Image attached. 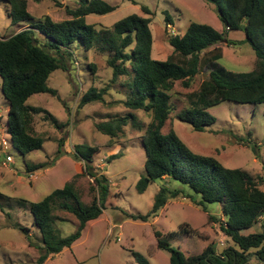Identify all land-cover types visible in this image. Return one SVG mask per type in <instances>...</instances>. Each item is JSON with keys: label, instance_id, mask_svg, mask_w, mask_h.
<instances>
[{"label": "rangeland", "instance_id": "374dc122", "mask_svg": "<svg viewBox=\"0 0 264 264\" xmlns=\"http://www.w3.org/2000/svg\"><path fill=\"white\" fill-rule=\"evenodd\" d=\"M28 11L33 19L28 23L11 25L9 5L0 2V39H7L43 21L49 16L55 22L71 19L68 9L75 10L80 0H26ZM116 10L107 15H89L88 24L97 30L110 28L119 20L138 15L151 19L153 35V58L165 61L173 50L169 37L184 34L191 23L208 24L223 31L216 7L206 0H102ZM143 7L150 10L144 12ZM166 13L173 21L168 25ZM40 42L45 37L37 34ZM227 42L218 45L222 58L218 64L235 73H251L255 70L256 55L245 40L243 31H232ZM209 49L207 52L213 50ZM72 51L73 60H68V71L58 70L52 74L48 85L57 91V96L38 94L32 96L26 105L42 109L31 122L32 131L44 138L43 148L27 155L21 154L13 145L7 130L9 104L2 92L0 78V143L6 141L8 148H0V264H36L41 255L39 246L43 237L34 224L30 211L31 203L41 202L56 189L66 183H73L84 204L90 205L98 196L91 178L84 174L83 162L75 160L73 154L78 145L98 148L93 155V168L104 175L110 183V195L103 215L87 224L83 236L70 249L51 256L44 264H138L134 253L145 257L150 264H170L169 253L158 249L156 233L172 248L185 254H201L210 244L217 253L234 247V243L221 231L225 218L221 214V204H206V211L199 205L201 197L185 187V193L171 198L157 219L148 222L134 221L130 215H146L154 204L155 195L162 186L171 189L184 187L169 179L151 183L145 193L136 189L139 179L145 174L146 153L142 137L151 115L133 111L125 105L129 97L127 78L113 81V71L107 60L111 52L93 49L86 52L80 42ZM94 67V71L90 68ZM208 71L201 68L191 87L185 88L176 82L169 93L173 111L163 128V134L174 130L181 140L196 154L214 157L228 169H240L254 178L262 177L261 189L264 191V105H240L222 102L208 111L216 123L204 132H195L191 125L181 122L177 115L185 109L202 105L201 84L207 80ZM91 88L98 91L108 89L103 102L85 107L80 106L83 95ZM131 93V92H130ZM196 96V97H193ZM129 113L138 116L143 123L142 131L130 125L124 134L115 140L98 132L96 126ZM54 117L57 124L54 123ZM63 144L64 156L53 162L59 145ZM118 158L109 161L113 155ZM7 156L13 162L7 161ZM53 164L47 170L28 172L27 166ZM57 226L63 236H68L78 226L77 219L70 213L57 208L54 212ZM215 217L217 220H211ZM189 234L180 233V229ZM24 229L27 231L24 232ZM178 232L174 238H169ZM261 232L258 224L243 232L244 235ZM28 235H27V234ZM32 244V246L30 245ZM250 253H255L251 250ZM248 264H264L256 256L250 257Z\"/></svg>", "mask_w": 264, "mask_h": 264}, {"label": "trees", "instance_id": "16d2710c", "mask_svg": "<svg viewBox=\"0 0 264 264\" xmlns=\"http://www.w3.org/2000/svg\"><path fill=\"white\" fill-rule=\"evenodd\" d=\"M1 1L9 5L12 26L33 19L26 0ZM206 1L216 7L223 31L219 32L208 24L191 23L184 34L169 37L173 52L165 61L153 58L150 18L130 15L104 30H97L95 25L88 24L86 18L89 15L103 16L116 10V7L102 0H80L79 7L68 9L72 17L69 20L55 22L46 16L43 21L30 25L14 36L0 39V78L3 95L9 104L7 130L13 145L21 154L27 155L42 149L44 138L35 134L30 125L33 116L44 111L26 105L27 101L38 94L57 96V91L48 85L49 79L58 70L68 71L67 62L73 60L72 48L77 42L82 44L86 52L93 49L111 52L107 64L113 71V81L127 78L125 84L131 92L125 105L130 110L151 115V122L142 137L146 161L145 174L136 185L138 193H145L151 183L166 178L170 183L176 181L184 186L171 189L164 185L155 195L149 213L126 214L134 221L148 222L155 219L168 201L184 194L187 187L201 197L199 205L204 211L206 204H221V214L225 220L220 228L225 237L234 243V247L219 254L215 245L210 244L201 254L190 255L172 248L157 232L158 249L169 253V263L248 264L253 255L262 262L264 191L260 180L263 181V178H254L240 169H228L214 157L194 153L174 130L168 134L162 132L173 111L169 93L175 83L181 82L185 88H190L202 67L209 73L197 95L203 104H195L177 115L181 122L191 125L195 132H204L216 123L208 110L222 102L264 105V0ZM143 10L150 14L147 7H143ZM166 17L168 25H173L168 13ZM232 31H243L245 40L242 43L250 45L256 55L255 70L249 74L229 71L217 63L222 58L218 45L224 42L230 46L236 45V42L228 39ZM38 33L45 37L44 41L40 42ZM211 48L214 49L207 52ZM90 68L94 71L93 66ZM107 93L108 89L98 91L91 88L83 95L80 106L103 102ZM52 119L57 124L56 119ZM129 125L138 131L143 129V123L133 113L99 123L96 128L115 140L124 134ZM57 127L62 126L57 124ZM62 147L63 144H60L53 162L64 156ZM97 152L98 148L78 145L73 154L76 161L85 164L84 174L93 180L98 193L90 205L82 202L73 183H66L41 202L30 204L34 224L43 237L42 245L38 247L41 255L36 264H44L51 256L70 249L82 238L87 224L103 215L110 195V183L93 168V155ZM119 156L113 155L109 161ZM52 165H28L27 169L28 172L47 170ZM0 208L3 209L1 204ZM57 208L72 214L78 221L77 228L68 236H63L57 226L54 216ZM210 219L217 220L215 217ZM258 224L261 225V232L243 234ZM179 232L189 234L188 230L182 228ZM177 234L173 232L168 236L174 238ZM251 250H255V253H250ZM134 257L138 264H150L138 253H134Z\"/></svg>", "mask_w": 264, "mask_h": 264}, {"label": "built area", "instance_id": "2783aa9c", "mask_svg": "<svg viewBox=\"0 0 264 264\" xmlns=\"http://www.w3.org/2000/svg\"><path fill=\"white\" fill-rule=\"evenodd\" d=\"M8 146H9V144L6 142V141H3L2 143H0V148L1 149H5V148H8ZM7 161L9 162V163H11L12 161H13V158L11 157V156H7Z\"/></svg>", "mask_w": 264, "mask_h": 264}, {"label": "crops", "instance_id": "0c3cea01", "mask_svg": "<svg viewBox=\"0 0 264 264\" xmlns=\"http://www.w3.org/2000/svg\"><path fill=\"white\" fill-rule=\"evenodd\" d=\"M0 116H1V115H0ZM12 162H13V161H12ZM12 162H11V163H12ZM156 219H157V218H156Z\"/></svg>", "mask_w": 264, "mask_h": 264}]
</instances>
